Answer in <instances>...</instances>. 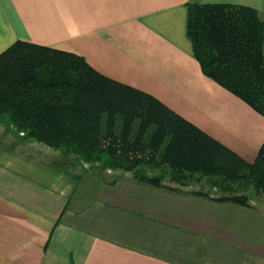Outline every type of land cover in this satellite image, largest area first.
<instances>
[{"label": "crops", "instance_id": "obj_1", "mask_svg": "<svg viewBox=\"0 0 264 264\" xmlns=\"http://www.w3.org/2000/svg\"><path fill=\"white\" fill-rule=\"evenodd\" d=\"M189 3L248 6L264 25V0H0V53L25 41L80 55L251 162L264 116L201 69L187 35ZM123 172L129 180L83 200L46 169L0 160V264H264V203L193 194L216 196L204 179L166 175L172 191Z\"/></svg>", "mask_w": 264, "mask_h": 264}, {"label": "trees", "instance_id": "obj_2", "mask_svg": "<svg viewBox=\"0 0 264 264\" xmlns=\"http://www.w3.org/2000/svg\"><path fill=\"white\" fill-rule=\"evenodd\" d=\"M263 20L248 6L189 3L187 35L203 72L264 116ZM0 125L61 153L56 167L129 171L141 184L176 190L204 179L250 207L264 199V141L247 162L151 95L110 79L75 53L15 41L0 53Z\"/></svg>", "mask_w": 264, "mask_h": 264}, {"label": "rangeland", "instance_id": "obj_3", "mask_svg": "<svg viewBox=\"0 0 264 264\" xmlns=\"http://www.w3.org/2000/svg\"><path fill=\"white\" fill-rule=\"evenodd\" d=\"M5 159L8 161L10 159L20 160L50 171L56 177L70 183L73 188V195L81 197L83 200L96 197L99 190L113 183L115 178L130 179V173L123 171L116 173L113 171L100 172L95 165L86 163L60 169L61 167H56L55 164L61 159L59 151L36 141L19 139L12 132H5L3 126L0 125V160L3 161ZM188 188L198 189L200 185ZM210 192L215 195L218 194L216 188L214 190L211 189ZM251 197L255 204L264 203L262 197L259 200L253 193Z\"/></svg>", "mask_w": 264, "mask_h": 264}]
</instances>
